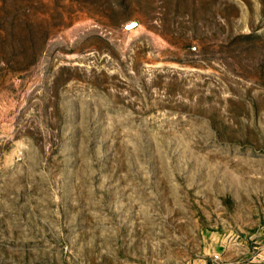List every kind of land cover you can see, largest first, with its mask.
<instances>
[{
  "label": "rangeland",
  "instance_id": "1",
  "mask_svg": "<svg viewBox=\"0 0 264 264\" xmlns=\"http://www.w3.org/2000/svg\"><path fill=\"white\" fill-rule=\"evenodd\" d=\"M0 264H264V0H0Z\"/></svg>",
  "mask_w": 264,
  "mask_h": 264
}]
</instances>
